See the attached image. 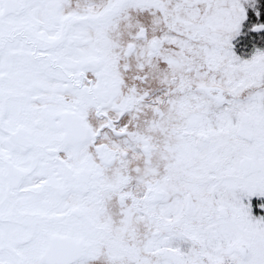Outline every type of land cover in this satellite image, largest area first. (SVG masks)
Listing matches in <instances>:
<instances>
[{"label":"snow or ice","instance_id":"1","mask_svg":"<svg viewBox=\"0 0 264 264\" xmlns=\"http://www.w3.org/2000/svg\"><path fill=\"white\" fill-rule=\"evenodd\" d=\"M0 264H264V0H0Z\"/></svg>","mask_w":264,"mask_h":264}]
</instances>
